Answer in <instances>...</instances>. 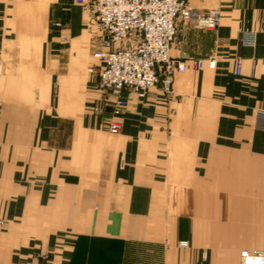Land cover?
<instances>
[{"label":"crops","instance_id":"crops-1","mask_svg":"<svg viewBox=\"0 0 264 264\" xmlns=\"http://www.w3.org/2000/svg\"><path fill=\"white\" fill-rule=\"evenodd\" d=\"M188 2L220 9L219 26L178 23L186 70L169 93L125 91L113 134L97 16L0 0V264H241L264 250V0Z\"/></svg>","mask_w":264,"mask_h":264},{"label":"built area","instance_id":"built-area-1","mask_svg":"<svg viewBox=\"0 0 264 264\" xmlns=\"http://www.w3.org/2000/svg\"><path fill=\"white\" fill-rule=\"evenodd\" d=\"M82 10L91 6L97 13L101 30V48L95 52L100 60V87L114 96L115 114L120 115L130 104L124 92L144 97L159 83L161 68L172 73L184 72L186 64L171 59L170 50L178 34L180 21H192L213 30L218 26L219 12L194 8L188 0H76ZM245 42L254 44V34ZM203 66V60L193 62ZM241 60L237 61V72ZM169 86V80L165 81ZM262 114V113H261ZM264 128V123L261 124ZM110 132L121 129L120 122H111ZM3 222L0 220V229ZM187 246V242H182ZM241 264H264V250L241 252Z\"/></svg>","mask_w":264,"mask_h":264},{"label":"rangeland","instance_id":"rangeland-1","mask_svg":"<svg viewBox=\"0 0 264 264\" xmlns=\"http://www.w3.org/2000/svg\"><path fill=\"white\" fill-rule=\"evenodd\" d=\"M191 5V4H190ZM195 8V7H194ZM197 9H199V8H197ZM200 10H202V9H200ZM211 9H206V10H204V11H210ZM214 10H217L218 12H219V20H218V26H219V24H220V21H221V10L220 9H214ZM87 11H92L94 14H95V16H97V18H98V15H97V13L94 11V9L91 7V6H89V8L87 9ZM86 11V12H87ZM98 22H99V18H98ZM182 22H188V21H182ZM194 24L197 26V27H199V28H201V29H204V30H208V29H205V28H202V27H200V26H198L195 22H194ZM60 25V24H59ZM99 26H100V22H99ZM217 26V27H218ZM216 27V28H217ZM215 28V29H216ZM100 29H101V26H100ZM215 29H213V30H215ZM213 30H209V31H213ZM102 36H103V33H102V30H101V38H100V42H99V47H98V49L97 50H99L100 48H101V39H102ZM177 36H178V34H177ZM176 40H177V37H176ZM176 40H175V42H176ZM174 42V43H175ZM174 45V44H173ZM97 50H95L94 52H93V56L95 57V52L97 51ZM170 53H171V50H170ZM171 55V54H170ZM96 58V57H95ZM97 59V58H96ZM171 59L172 60H174L175 62H184V61H180V60H176V59H174L172 56H171ZM98 60V62H99V64H100V67H99V69H98V76H99V88L101 89V90H107V89H103V88H101L100 87V70H101V67H102V64H101V62H100V60L99 59H97ZM238 61V60H237ZM237 61H236V63H237ZM185 63V62H184ZM175 72H179V71H177V70H174L172 73H169V72H167V70H165V68H161V71H160V79H159V83L156 85V86H158V85H160V86H162V88L164 89V91L166 92V93H169L170 91H171V86H172V76H173V74L175 73ZM240 73V72H239ZM166 80H169V86H167V84H166ZM156 86H154V87H156ZM154 87H152V88H154ZM152 88H150V89H152ZM149 89V90H150ZM149 90H147L146 92H145V95L148 93V91ZM107 91H109V90H107ZM110 92V91H109ZM111 93V92H110ZM132 93H134V92H132ZM136 94V93H135ZM112 95V94H111ZM137 95V94H136ZM144 95V96H145ZM113 96V95H112ZM113 98H114V96H113ZM115 99V98H114ZM115 102V101H114ZM125 110V109H124ZM124 110L122 111V113L120 114V115H116L115 114V103L113 104V111H112V116L109 118V120H108V122H107V129H108V131L110 132V128H109V126H110V124H111V122L113 121V119L114 120H118L119 122H120V125H121V129H120V131L119 132H117V133H113V134H118V133H120L121 131H122V129H123V123H122V120H121V115L123 114V112H124ZM262 114H264V112H262ZM261 127V126H260ZM112 133V132H111ZM1 220V219H0ZM2 221V220H1ZM3 222V226H2V228L4 227V221H2ZM1 228V229H2ZM183 242H186V241H183ZM181 245H182V242H181ZM244 250H249V249H244ZM243 251V250H242ZM249 251H258V250H249ZM259 251H261V250H259Z\"/></svg>","mask_w":264,"mask_h":264}]
</instances>
